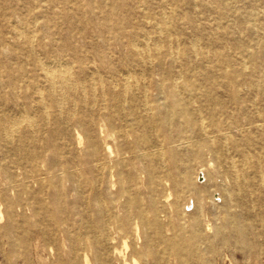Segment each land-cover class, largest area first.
<instances>
[{
    "label": "bare ground",
    "instance_id": "6f19581e",
    "mask_svg": "<svg viewBox=\"0 0 264 264\" xmlns=\"http://www.w3.org/2000/svg\"><path fill=\"white\" fill-rule=\"evenodd\" d=\"M46 2L64 6L60 21L44 18ZM132 6L0 0V25L12 38L0 34V237L8 260L29 261L31 246L55 264H166L168 257L198 264L216 241L252 247L264 158L241 146L253 143L250 132L264 133V106L255 107L257 98L264 103V42L249 50L231 40L249 57H239L242 68H227L228 57L213 52L208 58L221 60V71L174 72L165 64L178 52L158 47L170 41L167 21L137 40L126 31ZM76 18L101 52L71 33ZM236 20L243 27V17ZM115 44L113 57L105 49ZM197 45L191 40L188 49L199 53Z\"/></svg>",
    "mask_w": 264,
    "mask_h": 264
},
{
    "label": "rangeland",
    "instance_id": "374dc122",
    "mask_svg": "<svg viewBox=\"0 0 264 264\" xmlns=\"http://www.w3.org/2000/svg\"><path fill=\"white\" fill-rule=\"evenodd\" d=\"M38 2L41 3V0H38ZM127 2L133 4L134 8L132 6L127 13L132 25L131 27H127L126 31L134 32V36L137 40L141 39L140 35L142 34L155 36V25H161L162 20L167 21L166 26L169 33L167 36L170 41L160 42L158 47L162 53L165 51L178 52L179 58L175 63L165 64V67L171 68L174 72L195 75L204 68L213 72L221 71L219 68L223 66V62L221 60H213L211 57L208 58L213 52H221L228 57V62H224L228 65L227 68H231V65L237 69L242 68L239 57L244 56L247 62L249 57L246 56L244 51H239L235 48L231 40L237 38L241 43L244 42L245 49L249 50L254 48L256 41L264 42V0H188V3H186L185 0H127ZM220 3H222L221 6H226V14H224V16L219 15ZM46 5L47 7H43V9H45L43 16L49 20L48 23L53 24L55 20L60 21L57 11L64 6L52 7L48 5L47 2ZM68 6L70 7V5ZM33 10L37 12L38 8H34ZM25 11L26 7H22V13ZM2 12L3 10L0 11V13ZM250 12L254 14L253 17L248 16ZM54 13H57V15ZM77 13L78 12H75V16H77ZM236 15L243 17V27H237L239 24L237 20L235 21ZM188 17H190V19ZM25 18L31 20L33 17L30 14ZM42 18L43 17L38 20V24L41 23ZM12 20H14L15 23L26 24L20 17H13ZM112 20L113 19H109L108 21L113 23L114 20ZM88 22L90 24L93 23L91 20H88ZM252 24L258 27L250 29ZM80 25L81 22L77 20V18L73 20L71 24V33L74 36L76 35L75 38L79 40V43L86 46L88 50H97L101 52L104 48L101 47V43H99L98 39L88 30L80 31L76 29L79 28ZM232 25V31L225 35L223 33L224 28ZM57 28L60 29L59 31L63 30V26L58 25ZM0 34H2L4 38L9 36V34H6V28L1 25ZM83 35L85 36L82 37ZM37 39L38 37L36 36L35 41ZM48 39L43 38V41L48 42ZM8 40H10L9 43L12 42L10 36ZM191 40H197V51L199 53L193 54L194 52L188 49V44ZM119 48L120 45L115 44L110 46V49L105 50L114 52L113 57H115L117 51L120 50ZM151 57L155 61L159 58V55L156 53L152 54ZM4 60L7 61L8 59L5 58L3 61ZM256 62L261 63L262 59L258 58ZM186 65L188 67H185ZM250 66L251 62L246 63L244 70L249 72ZM260 68L263 71L262 79H264V68ZM263 106L264 103L257 98L255 100V107L261 110ZM253 109L255 110V108ZM37 113L38 112H35L34 115H37ZM249 135L253 143L247 146L242 144L241 147L245 150H252L253 153L262 155L263 157H261L264 158V133L255 131L250 132ZM108 142L114 145L115 140L109 137ZM205 143L207 144V142ZM216 163H214V165L218 168ZM248 168L249 171L250 167L248 166ZM198 180L202 179L198 178ZM261 204L263 205L264 202L256 201L255 205L251 208L252 214L255 215L253 229L256 234L250 233L248 235L249 239L252 241V247L250 249L243 248L239 243L233 242V240L232 242L230 241V244H223L216 241L215 250L204 251L198 264H264V222H262L259 215H256V213L258 214L260 211ZM245 221L247 222V220ZM228 227L229 225L226 226V228ZM6 250L7 246L4 239L0 237V264H55L45 249L38 248L36 251H33L30 246V253L28 255L29 261H26L21 256H12V259L8 260ZM135 258L138 262L142 259L139 255ZM127 264H131V262L128 261ZM166 264H174L173 259L168 257L166 259Z\"/></svg>",
    "mask_w": 264,
    "mask_h": 264
}]
</instances>
